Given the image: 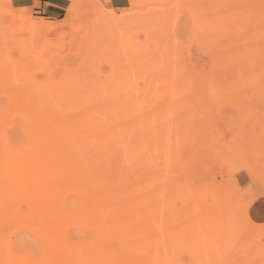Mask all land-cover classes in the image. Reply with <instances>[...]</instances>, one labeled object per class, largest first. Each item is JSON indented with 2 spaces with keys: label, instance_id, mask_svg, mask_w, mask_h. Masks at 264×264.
<instances>
[{
  "label": "rangeland",
  "instance_id": "rangeland-1",
  "mask_svg": "<svg viewBox=\"0 0 264 264\" xmlns=\"http://www.w3.org/2000/svg\"><path fill=\"white\" fill-rule=\"evenodd\" d=\"M263 16L0 0V264H264Z\"/></svg>",
  "mask_w": 264,
  "mask_h": 264
},
{
  "label": "bare ground",
  "instance_id": "bare-ground-1",
  "mask_svg": "<svg viewBox=\"0 0 264 264\" xmlns=\"http://www.w3.org/2000/svg\"><path fill=\"white\" fill-rule=\"evenodd\" d=\"M247 3V2H246ZM253 5V4H252ZM241 6V5H240ZM249 6V5H248ZM249 7H251V6H249ZM253 8V7H252ZM250 10V9H249ZM234 11V10H233ZM227 15V14H226ZM234 16V15H233ZM249 17V16H248ZM264 17V16H263ZM230 18V17H229ZM232 19H234V18H232ZM246 20V19H245ZM228 21H229V19H228ZM242 21V20H241ZM261 21V20H260ZM243 22V21H242ZM234 23V22H233ZM239 23V22H238ZM254 23V22H253ZM236 24V23H235ZM255 24H256V22H255ZM223 25V24H222ZM257 28V27H256ZM256 28H255V30H256ZM260 28V27H259ZM259 28H257V29H259ZM230 29H231V27H230ZM226 30V29H225ZM238 31V30H237ZM239 31H241V30H239ZM244 31V30H243ZM253 31H254V29H253ZM263 31V30H262ZM246 34V33H245ZM250 34V33H249ZM233 35V34H232ZM244 35V34H243ZM238 37H239V35H238ZM255 37V36H254ZM242 38V37H241ZM256 38V37H255ZM228 39V38H227ZM245 39V38H244ZM233 40H235V39H233ZM226 41V40H225ZM243 41V40H242ZM228 42V41H227ZM231 42H232V40H231ZM230 42V43H231ZM234 43V42H233ZM262 43V42H261ZM261 43H259L258 42V44H261ZM226 44V43H225ZM243 44V43H242ZM233 45H235V44H233ZM239 45V44H238ZM237 45V46H238ZM251 45H252V43H251ZM259 46V45H258ZM244 47H246V44H245V46ZM251 47L252 46H250V49H251ZM260 47V46H259ZM229 48V47H228ZM248 48V47H247ZM257 48V47H256ZM236 49V48H235ZM234 49V50H235ZM240 49H242V48H240ZM245 49V48H244ZM249 50V49H248ZM260 50H262L261 48H260ZM260 50H259V53L257 52V54H260ZM226 51V50H225ZM231 51V50H230ZM229 51V52H230ZM239 51V50H238ZM264 51V50H263ZM235 52V51H234ZM243 52V51H242ZM225 53V52H224ZM255 53H256V51H255ZM254 53V54H255ZM264 53V52H263ZM244 54V53H243ZM246 55H245V57L247 56V58L251 55V54H253V53H249V52H246L245 53ZM225 55V54H224ZM229 55V54H228ZM236 55V54H235ZM228 57V56H227ZM242 58V57H241ZM230 60V59H229ZM240 60H242V59H240ZM254 60V59H253ZM230 61H232V60H230ZM245 61V60H244ZM264 63V62H263ZM237 64V63H236ZM239 66V65H238ZM17 67V66H16ZM238 68V67H237ZM235 69V68H234ZM7 72V71H6ZM8 73V72H7ZM6 74V73H5ZM212 74V73H211ZM11 76H12V74H10ZM2 76V75H1ZM213 76V75H212ZM219 75H217V77H218ZM216 77V78H217ZM174 78V77H173ZM208 78H211V77H208ZM210 80H213L212 78L210 79ZM254 81V80H253ZM170 82H172V81H170ZM198 82V81H197ZM207 82V81H206ZM217 82V81H216ZM166 84V83H165ZM254 84V83H253ZM207 85H208V83H207ZM206 85V86H207ZM174 86V85H173ZM183 86V85H182ZM194 87V86H193ZM214 87V86H213ZM216 87H218L219 88V86H216ZM189 88V87H188ZM196 88H198V87H196ZM207 88V87H206ZM263 88V87H262ZM211 89V88H210ZM170 90V89H169ZM174 90V89H173ZM189 90V89H188ZM192 90V89H191ZM218 90H221V86H220V89H217V91ZM233 90V89H232ZM97 91V90H96ZM153 91V90H152ZM178 91V90H177ZM193 91V90H192ZM216 91V90H215ZM179 92V91H178ZM180 92H181V90H180ZM222 92H224L223 90H222ZM143 93V92H142ZM188 93H190V92H188ZM197 93V92H196ZM219 93V92H218ZM47 95H49L48 93H46ZM182 94V93H181ZM221 94V93H220ZM93 95H95V94H93ZM97 95V94H96ZM101 95V94H100ZM170 95V94H169ZM193 95V94H192ZM205 95V94H204ZM42 96V95H41ZM126 96V95H125ZM49 97V96H48ZM169 97H171V96H169ZM26 100H27V98L26 97H24ZM123 98V97H122ZM140 98V97H139ZM207 98V97H206ZM125 99V98H124ZM165 99V98H164ZM186 99V98H185ZM172 100H174V99H172ZM46 101V100H45ZM246 101H248V100H246ZM35 102V101H34ZM121 102V101H120ZM217 102V101H216ZM31 103V102H30ZM128 103H130V101H128ZM32 104H33V102H32ZM109 104V102L107 103V105ZM121 104H123V103H121ZM132 104V103H131ZM235 104V103H234ZM26 105H28V103H26ZM51 105V104H50ZM73 105V104H72ZM104 105V104H103ZM116 105V107H117V104H115ZM25 106V105H24ZM47 106V105H46ZM122 106V105H121ZM96 107H97V105H96ZM130 107V106H129ZM138 107V106H137ZM177 107V106H176ZM88 108V107H87ZM100 108V107H99ZM98 108V109H99ZM103 108H104V106H103ZM106 108V107H105ZM131 108V107H130ZM136 108V107H135ZM16 109V108H15ZM43 109V108H42ZM56 109V108H55ZM98 109H96V110H98ZM134 109V108H133ZM80 110V109H79ZM101 110V109H100ZM129 110V109H128ZM155 110V109H154ZM81 111V110H80ZM85 111V110H84ZM102 111V110H101ZM125 111H127V110H125ZM133 111V110H132ZM147 111V110H146ZM61 112V111H60ZM87 112V111H86ZM130 111H128V113H129ZM181 112V111H180ZM91 113V112H90ZM127 113V114H128ZM138 113V112H137ZM55 114H57V113H55ZM54 114V115H55ZM61 114V113H60ZM84 114V113H83ZM126 114V113H125ZM62 115V114H61ZM78 115V114H77ZM124 115V114H123ZM131 115V114H130ZM134 115V114H133ZM139 115V114H138ZM94 116V115H93ZM100 116V115H99ZM137 116V115H136ZM159 116V115H158ZM57 117V116H56ZM126 117V116H125ZM134 117V116H133ZM147 117V116H146ZM130 118V117H129ZM128 118V119H129ZM143 118H144V116H143ZM64 119V118H63ZM92 119V118H91ZM90 119V120H91ZM127 119V120H128ZM147 119H148V117H147ZM109 120V119H108ZM152 120V119H151ZM175 120V119H174ZM140 121V120H139ZM148 121V120H147ZM146 121V122H147ZM162 121V120H161ZM80 122V121H79ZM79 122L77 123V124H79ZM88 122V121H87ZM151 122V121H150ZM174 122V121H173ZM260 122V121H259ZM262 122V121H261ZM120 123V122H119ZM125 124V123H124ZM123 124V125H124ZM138 124V123H137ZM141 124H143V123H141ZM145 124H147V123H145ZM152 123H150L149 124V126H152L151 125ZM155 124H157V122L155 121ZM168 125V124H167ZM171 125V124H170ZM261 125V124H260ZM117 126V125H116ZM148 126V125H147ZM148 126V127H149ZM157 126V125H156ZM172 126V125H171ZM175 126V125H174ZM132 127V126H131ZM146 127V126H145ZM158 127V126H157ZM153 128H154V126H153ZM142 129V128H141ZM144 129V128H143ZM117 130H119V129H117ZM138 130H140L139 128H138ZM153 130V129H152ZM188 130V129H187ZM258 130V129H257ZM135 131H137V129L135 130ZM134 131V132H135ZM144 131H145V129H144ZM146 131H148L147 130V128H146ZM149 131H151V130H149ZM92 132V131H91ZM121 132V131H120ZM131 132H132V130H131ZM133 132V133H134ZM259 132V131H258ZM128 133V132H127ZM132 133V134H133ZM149 133V132H148ZM159 133V132H158ZM166 134V133H165ZM134 136H136L135 134H133ZM152 135V134H151ZM151 135H150V137L149 138H151ZM127 136V135H126ZM132 136V135H131ZM137 137V136H136ZM248 137V136H247ZM130 138V137H129ZM133 138V137H132ZM152 138H154V136H152ZM134 139V138H133ZM145 139V138H144ZM169 139V138H168ZM155 140V139H154ZM132 141V140H131ZM169 141V140H168ZM137 142H138V139H137ZM174 142H175V140H174ZM132 143H133V141H132ZM131 143V144H132ZM139 143V142H138ZM154 143V142H153ZM156 143H157V141H156ZM63 144V143H62ZM134 144V143H133ZM132 144V145H133ZM137 144V143H136ZM136 144H134V145H136ZM150 144V143H149ZM165 144V143H164ZM130 145V144H129ZM128 145V146H129ZM151 145V144H150ZM149 146V145H148ZM162 146V145H161ZM168 146V145H167ZM138 147H140V145L138 146ZM129 148V147H128ZM145 148V147H144ZM134 148H132V150H133ZM147 149H149V148H146V151H147ZM102 150V149H101ZM131 150V151H132ZM135 150H137V148L135 149ZM143 150V149H142ZM163 150V149H162ZM139 151V150H138ZM138 151H136V153L138 152ZM144 151H145V149H144ZM155 152V151H154ZM118 153V152H117ZM141 153V152H140ZM143 153H145V152H143ZM157 153V152H156ZM134 154V153H133ZM121 156V155H120ZM119 156V157H120ZM134 156V155H133ZM136 156H137V154H136ZM144 156V155H143ZM122 158V157H121ZM141 158V157H140ZM177 158V157H176ZM112 159V158H111ZM165 159V158H164ZM119 160H120V158H119ZM142 160V159H141ZM146 160V159H145ZM177 161V160H176ZM95 162H96V160H95ZM153 162V161H152ZM138 163V162H137ZM140 163V162H139ZM145 163V162H144ZM149 163V162H148ZM160 163V162H159ZM174 163V162H173ZM136 164V163H135ZM143 164V163H142ZM114 165V164H113ZM132 165V164H131ZM138 165V164H137ZM141 165V164H140ZM125 166H126V164H125ZM144 166H145V164H144ZM146 167V166H145ZM162 167V166H161ZM126 169V168H125ZM173 169V168H172ZM177 169H179V168H177ZM98 171V170H97ZM122 171V170H121ZM140 170L138 169V172H139ZM250 171V170H249ZM246 172V171H245ZM122 173V172H121ZM139 174V173H138ZM142 174H143V172H142ZM160 174V173H159ZM129 175V174H128ZM147 175V174H146ZM120 176V175H119ZM134 176V175H133ZM102 177V176H101ZM100 177V178H101ZM126 177V176H125ZM136 177H138V176H136ZM144 177V176H143ZM104 178H105V176H104ZM128 178V177H127ZM139 178V177H138ZM153 179V178H152ZM152 179H151V181H152ZM99 180V179H98ZM159 182V181H158ZM31 186V185H30ZM98 186V185H97ZM99 187V186H98ZM208 187V186H207ZM104 188V187H103ZM162 188V187H161ZM156 190V189H155ZM158 190V189H157ZM191 190V189H190ZM189 192V191H188ZM191 192V191H190ZM203 192V191H202ZM175 193V192H174ZM192 193V192H191ZM205 193V192H204ZM30 194V193H29ZM149 194V193H148ZM171 195V194H170ZM224 195V194H223ZM209 196V195H208ZM220 196V195H219ZM149 197V196H148ZM233 197V196H232ZM144 199V198H143ZM170 200V199H169ZM207 200V199H206ZM216 201H218L217 199H216ZM99 203V202H98ZM223 203V202H222ZM120 204V203H119ZM199 204V203H198ZM201 204V203H200ZM207 204V203H206ZM220 204V203H219ZM69 205V204H68ZM135 205V204H134ZM100 207V206H99ZM156 207V206H155ZM167 207V206H166ZM206 207H208V206H206ZM131 208V207H130ZM150 208V207H149ZM101 209V208H100ZM211 209V208H210ZM143 211V210H142ZM206 212V211H205ZM214 212H215V210H214ZM102 213V212H101ZM230 213V212H229ZM136 214V213H135ZM186 214V213H185ZM205 214V213H204ZM217 214V213H216ZM215 216V215H214ZM203 217V216H202ZM182 219V218H181ZM198 219V218H197ZM191 221H192V219H191ZM189 222V221H188ZM199 222V221H198ZM213 224V223H212ZM107 228V227H106ZM108 230V229H107ZM97 231V230H96ZM251 233V232H250ZM254 236V235H253ZM17 244H19V243H17ZM16 244V245H17ZM238 264V263H237Z\"/></svg>",
  "mask_w": 264,
  "mask_h": 264
},
{
  "label": "crops",
  "instance_id": "crops-1",
  "mask_svg": "<svg viewBox=\"0 0 264 264\" xmlns=\"http://www.w3.org/2000/svg\"><path fill=\"white\" fill-rule=\"evenodd\" d=\"M110 5L114 9L124 10L129 7L130 0H110Z\"/></svg>",
  "mask_w": 264,
  "mask_h": 264
}]
</instances>
